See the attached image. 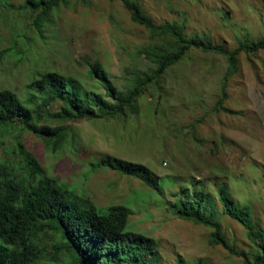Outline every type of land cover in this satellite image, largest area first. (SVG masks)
<instances>
[{"label": "rangeland", "instance_id": "obj_1", "mask_svg": "<svg viewBox=\"0 0 264 264\" xmlns=\"http://www.w3.org/2000/svg\"><path fill=\"white\" fill-rule=\"evenodd\" d=\"M136 1L156 23L186 22V36L205 34L226 52L189 50L121 117L59 121L53 116L59 101L47 107L39 93L29 99L34 77L53 70L109 98L88 73V62L99 61L122 89L150 65L154 44L165 40L133 22L119 0L61 1L42 33L28 25L33 15L23 11L22 0H0V89L29 106L34 121L66 131L55 148L20 124L0 126V156L20 138L49 176L98 207L127 206V228L154 238L160 264H178V256L191 264L200 258L248 264L245 258L252 261L260 251L240 224L215 214L242 256L211 244V228L177 217L171 204L184 187H203L216 196L215 178L224 179L234 200L251 206L255 228L264 236V49L240 51L236 69L227 75L228 54L264 36V0ZM220 98L230 112L215 110ZM108 155L148 166L160 191L104 167ZM47 240V257L38 264H69L67 252Z\"/></svg>", "mask_w": 264, "mask_h": 264}, {"label": "trees", "instance_id": "obj_2", "mask_svg": "<svg viewBox=\"0 0 264 264\" xmlns=\"http://www.w3.org/2000/svg\"><path fill=\"white\" fill-rule=\"evenodd\" d=\"M61 1L66 0H22L23 11L33 15L28 25L42 33L43 28L51 23L52 11ZM119 1L133 22L148 29L152 38H162L165 43L154 44L150 65L122 89L112 82L99 61H89L88 73L103 85L109 98L93 90L82 89L76 79L53 70L34 77L28 84L31 90L29 99L36 100L39 93L47 107L59 101L60 108L53 114L59 121L121 117L127 110L134 111L136 101L145 93L146 86L151 83L160 85L165 71L189 50L226 52L205 34L203 37L186 36V22L156 23L136 0ZM260 49H264V36L256 41L239 43L228 54L227 75L236 69V55L240 51L254 54ZM220 108L231 111L223 106L222 98L217 101L215 110ZM13 124H20V127L41 137L46 145L52 143L55 148L60 147L66 134L62 125L34 121L29 106L24 105L11 90L0 89V126ZM101 164L136 177L160 191L157 177L142 163L108 155ZM215 184L216 196L203 187L180 189L179 197L171 204L175 215L210 227L211 244L221 245L229 253L242 256L243 252L228 243L223 226L215 216L216 213L228 215L245 229L248 239L260 251L252 261L245 258V262L264 264V236L255 228L251 206L236 202L224 179L215 178ZM129 213L130 209L122 204L98 207L87 196L49 176L20 138L15 141L12 151L5 157L0 156V264L40 263L47 257L48 238L53 247L67 252L69 264H160L161 257L154 238L127 228ZM177 261L178 264H191L181 256ZM193 264L214 263L200 258Z\"/></svg>", "mask_w": 264, "mask_h": 264}]
</instances>
